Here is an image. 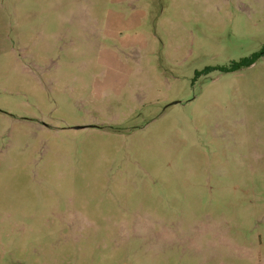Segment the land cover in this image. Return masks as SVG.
<instances>
[{
	"label": "rangeland",
	"instance_id": "1",
	"mask_svg": "<svg viewBox=\"0 0 264 264\" xmlns=\"http://www.w3.org/2000/svg\"><path fill=\"white\" fill-rule=\"evenodd\" d=\"M263 44L264 0H0V264H264Z\"/></svg>",
	"mask_w": 264,
	"mask_h": 264
},
{
	"label": "trees",
	"instance_id": "2",
	"mask_svg": "<svg viewBox=\"0 0 264 264\" xmlns=\"http://www.w3.org/2000/svg\"><path fill=\"white\" fill-rule=\"evenodd\" d=\"M264 57V44L261 48L250 54L248 57L241 58L238 62H233L228 68H222L223 72H235L253 65L257 60Z\"/></svg>",
	"mask_w": 264,
	"mask_h": 264
},
{
	"label": "water",
	"instance_id": "3",
	"mask_svg": "<svg viewBox=\"0 0 264 264\" xmlns=\"http://www.w3.org/2000/svg\"><path fill=\"white\" fill-rule=\"evenodd\" d=\"M78 128H82V127H78Z\"/></svg>",
	"mask_w": 264,
	"mask_h": 264
}]
</instances>
